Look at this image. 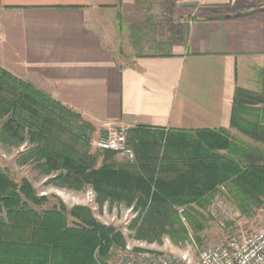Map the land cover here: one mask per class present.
I'll use <instances>...</instances> for the list:
<instances>
[{"label":"trees","instance_id":"trees-1","mask_svg":"<svg viewBox=\"0 0 264 264\" xmlns=\"http://www.w3.org/2000/svg\"><path fill=\"white\" fill-rule=\"evenodd\" d=\"M263 106L264 91H236L232 127L261 144ZM95 131L80 114L0 67L1 142L26 146L20 164H35L58 188L90 187L100 208L132 209L137 239L153 243L169 235L177 243L191 230L200 240L208 227L202 210L221 187L244 215L264 204V152L223 130H130L134 160L128 162L116 152L92 151ZM47 201L29 180L17 183L0 168V264H109L110 249L126 246L124 234L97 221L91 208L68 210L61 202L36 209Z\"/></svg>","mask_w":264,"mask_h":264},{"label":"crops","instance_id":"crops-1","mask_svg":"<svg viewBox=\"0 0 264 264\" xmlns=\"http://www.w3.org/2000/svg\"><path fill=\"white\" fill-rule=\"evenodd\" d=\"M142 5L165 54L122 52ZM0 67L80 114L94 140L110 126L223 130L264 152L232 127L236 91H264L263 0H0Z\"/></svg>","mask_w":264,"mask_h":264},{"label":"rangeland","instance_id":"rangeland-1","mask_svg":"<svg viewBox=\"0 0 264 264\" xmlns=\"http://www.w3.org/2000/svg\"><path fill=\"white\" fill-rule=\"evenodd\" d=\"M145 10H147L146 13H144L143 5L140 9L139 7H135L129 10L128 17L131 19V22H129L130 24L122 32V52L133 53L135 56L165 54L169 50L168 45L162 43L163 39L160 28L158 29L159 34L155 33L153 23L150 20L149 7H146ZM139 16L142 19L141 22L132 21ZM128 146L132 150L129 143ZM25 150L26 146L17 149L0 140V168L7 171L17 183H21L23 179L29 180L39 196H46L48 198V201L42 207L36 208L37 210H50L54 206L59 208L61 202L68 210L75 206H87L92 209L97 221L106 226H113L121 231L126 238L127 244H131L135 248L167 253L173 252L175 254L190 251L193 263L198 264L199 254L203 249L232 237L251 235L260 229L264 221V204L254 212L244 215L229 196L227 189L221 187L207 209L202 210L207 219L208 227L199 234L200 240L195 237L191 230H189L186 240L177 243L169 235H164L157 240L158 242L152 241L153 243L146 239L139 240L136 238V228L132 229L134 220L138 216L137 213L133 211L129 212L123 207H109V203L104 204L105 208H100L94 191L91 195L86 196L88 194L59 190L61 188H58L50 181L51 177L43 175L35 164H20V154ZM92 151L96 152L97 150L92 146ZM117 157L119 160H122L124 155L118 154ZM132 159L134 160V158ZM85 196L88 197V201L92 197L91 201L93 203H86ZM180 209L179 215L183 222L187 224L185 212L181 213ZM69 221L71 222L70 218Z\"/></svg>","mask_w":264,"mask_h":264},{"label":"built area","instance_id":"built-area-1","mask_svg":"<svg viewBox=\"0 0 264 264\" xmlns=\"http://www.w3.org/2000/svg\"><path fill=\"white\" fill-rule=\"evenodd\" d=\"M128 135L127 127L110 126L98 139L92 140V146L97 151L131 156ZM180 212H184V208ZM109 258V264H194L190 251L175 254L135 248L131 244L124 248H111ZM198 264H264V221L251 235L232 237L203 249Z\"/></svg>","mask_w":264,"mask_h":264}]
</instances>
